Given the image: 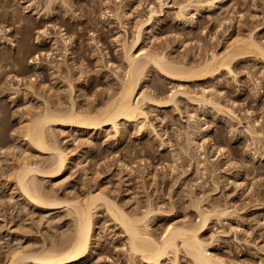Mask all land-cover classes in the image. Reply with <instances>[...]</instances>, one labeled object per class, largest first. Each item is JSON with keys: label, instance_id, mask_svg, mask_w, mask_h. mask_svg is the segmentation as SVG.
I'll use <instances>...</instances> for the list:
<instances>
[{"label": "rangeland", "instance_id": "1", "mask_svg": "<svg viewBox=\"0 0 264 264\" xmlns=\"http://www.w3.org/2000/svg\"><path fill=\"white\" fill-rule=\"evenodd\" d=\"M66 1L71 10L52 19L48 15L53 10L47 12L45 0H0V264H9L18 251L58 247L74 228L69 208L60 202L76 197L85 201L99 187L129 214L151 204L156 213L150 218L149 232L157 238L169 224L196 222L197 203L202 210L228 208L229 216H212L203 232L204 239H213L210 252L234 264H264V142L253 143L245 133L253 121L264 132V60L254 53L233 61L234 77L222 71L206 81L178 84L150 69L142 85L153 96H165L181 84L196 94L205 88L206 95L235 112L240 125L178 97V110L145 108L163 146L154 132H138L122 124L116 138L109 128L80 133L72 127L56 128L58 145L73 153L69 165L59 176L37 177L35 182L60 206L35 207L20 197L13 178L17 157L26 148L31 161L48 162L47 154L23 141L22 128L29 117L42 111L45 100L61 111L72 101L79 111L102 107L119 88L116 76L123 72L118 40L124 36L131 43L135 24L145 19L147 6L158 3ZM164 13L165 18L144 30L141 47L163 51L179 63L198 64L250 32L264 43V0H223L214 11H202L185 22L177 21L171 8ZM46 26L51 37L66 30L65 49L60 44L56 52L35 44L36 33ZM203 155L206 171L197 169ZM95 212L93 251L80 264H142L128 256L126 238L105 208L99 205ZM178 262L193 264L182 253Z\"/></svg>", "mask_w": 264, "mask_h": 264}, {"label": "bare ground", "instance_id": "2", "mask_svg": "<svg viewBox=\"0 0 264 264\" xmlns=\"http://www.w3.org/2000/svg\"><path fill=\"white\" fill-rule=\"evenodd\" d=\"M174 1L172 5L168 4L165 0H158L156 5L149 4L146 9L145 19L137 22L135 28L133 27L135 29L133 41L128 43L124 36L118 40L121 48V66L123 67L122 76L115 75L119 88L113 92L114 94L111 93L109 95L111 97L108 100L106 99L107 101L105 103H102L103 105L98 108L99 110L79 111L76 109V105L72 103L73 101L71 102L73 99L70 98L69 103H71L67 106L68 109L66 111L55 110L45 100L42 111L34 113L32 116L30 115L31 117H29L27 125L25 124L24 126L22 124L24 126L22 128V130L24 129L23 141L25 140L26 145L30 149L41 154H47L48 162H46L47 164L43 163L44 166L46 165L44 167L43 164L41 165L37 161H31L26 156L29 149L25 148V151L17 157L16 167L14 168V189L19 191L20 197L23 200L35 207L44 206V208L49 207L50 209H55L60 206V203L65 204L69 208V212H71L69 214L73 217L74 228L72 234L58 245V247L43 248L39 251H18L13 253L9 264H27L28 262L32 264L83 263L93 251L92 244L96 229L95 210L99 205L105 208L115 225L119 226L121 233L124 234L126 238L124 246H126L128 256L130 258H138L142 264H162L164 260H168L170 264H179L178 258L180 253L184 254L186 258L188 257L189 261L193 264H234L231 261L212 254L210 249L213 239L210 241L203 237V232L206 231L210 224L209 221H211L212 216L216 218L219 216L221 218L227 215L229 216L231 213L227 210L228 208L224 209L219 206L222 208L220 209L213 205L214 207L211 206L209 210L208 208L202 210L203 208L201 209L197 203L196 222L186 221L178 225L169 224L165 227L164 232L160 234L159 238H157L149 232L150 218L156 213H154L151 204L149 206L147 205L148 207L143 211H136L137 213L129 214L109 198L105 194V190L100 189V187L93 193L90 192L85 197V201H81V199L77 200L76 197L74 200H69L70 202L65 200L66 202L62 203L64 201L62 200L58 203L55 201L57 198L54 195L52 197L51 195L40 192L41 190H39L35 182L37 181V177H57L69 165L70 153H73L72 151L69 152L67 148H61L58 145L53 134V130L56 128L60 130L65 127H72L77 129V131H83L84 129L100 131L103 128H109L113 133V137L116 138L120 135V125L122 124V126L125 125L124 127L132 126L138 132H154L163 146L165 142L161 140V135L153 130L154 127L150 123L149 113L146 107L151 106L159 109L176 107L175 109L178 110V106L176 105L178 97H182L187 102L199 108H211L240 125L241 122L235 112L231 108L218 103L213 97L206 95L205 93L209 90L205 88L203 90L201 89V94H196L192 90H187L185 87L184 89L183 84H181L179 89H172L165 96H153L142 89V85L145 82L144 78L150 69L154 72L156 71V75L164 76L165 79L174 80L177 83L186 82V84H193L194 79L206 81L208 78L211 77L210 79H212L214 75H218L219 72L221 74L222 71L234 77L232 69L233 61L246 56L247 53H254L264 60V43L257 40L252 32L248 33V35L246 34L243 38L234 40V42L232 40L233 43L230 46L228 45L227 48L225 46L226 49L224 52L221 51L222 53L220 54L219 52H212L210 53V57L208 56L194 65L189 63L187 65L184 62L179 63L176 60L175 62L172 58L169 59V56L163 51L151 52V50L148 51L149 49L142 48L141 40L144 30L154 26L156 20L159 21L165 18L164 11L167 8L173 10V16L177 21L185 22L187 17L193 19L202 11H214V8L222 4L223 0ZM45 2L49 5L47 6V12L49 13L50 9L53 10V12L50 11L51 14L48 15V18H59L62 12L66 14V11L71 10V6L66 0H45ZM116 2L120 5L121 0H116ZM36 14L38 15L37 12ZM116 16L120 18L119 15L116 14ZM47 27L43 30H38L35 44L40 47H49L51 51L56 52H58L60 44V47L65 49L69 44V40L66 37V30L59 29L56 34L57 37H51L48 34ZM55 28L57 29V27ZM124 33L126 36V31ZM0 34H2L1 31ZM42 36L45 37V41H42ZM2 38L0 35V42H2ZM47 55L49 56V53ZM35 59H40L39 55L35 56ZM30 62L33 63V61ZM153 85H155L153 86L154 88L158 89L157 84L154 83ZM254 124H256V121L247 124L245 133L250 136V139L254 141L253 143H262L264 142V132L256 129ZM201 146L203 144L198 147L200 148ZM206 163L207 161L203 155V158L197 161V169L206 171ZM211 237L213 238V236Z\"/></svg>", "mask_w": 264, "mask_h": 264}]
</instances>
